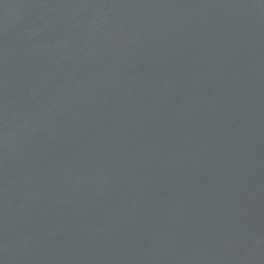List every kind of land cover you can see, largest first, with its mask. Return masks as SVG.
<instances>
[{
  "label": "water",
  "instance_id": "1",
  "mask_svg": "<svg viewBox=\"0 0 264 264\" xmlns=\"http://www.w3.org/2000/svg\"><path fill=\"white\" fill-rule=\"evenodd\" d=\"M0 264H264V0H0Z\"/></svg>",
  "mask_w": 264,
  "mask_h": 264
}]
</instances>
